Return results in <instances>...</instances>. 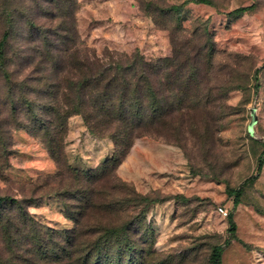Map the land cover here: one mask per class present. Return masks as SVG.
Returning <instances> with one entry per match:
<instances>
[{
	"label": "rangeland",
	"instance_id": "obj_1",
	"mask_svg": "<svg viewBox=\"0 0 264 264\" xmlns=\"http://www.w3.org/2000/svg\"><path fill=\"white\" fill-rule=\"evenodd\" d=\"M46 1L42 8L47 13L38 24H57L50 19L52 2ZM195 1L106 0L94 7L91 0L89 6L85 0H78L75 15L82 49L89 48L100 56L107 50L117 55L139 51L151 60L171 57L174 38L179 50L189 55L213 47V59L202 66L200 76L204 81L191 98L196 110L185 118L188 123L198 124L193 134L185 125L177 138H137L127 155L128 143L118 139L114 141L115 152L88 156L91 144L87 141L82 155L66 153L67 158L70 163V157H74V164L84 166L79 167L81 170L113 171L137 192L160 200L147 215L155 232L148 238L147 246L153 250L148 264H213L211 256L217 246L223 249L221 264H264V165L260 166L264 145V0H207L206 4ZM0 3L5 10L15 12L7 48L12 56L24 46L29 32L30 23L21 12L24 9L32 14L40 10L31 0ZM131 4L135 9H131ZM173 6H180V10H170ZM241 8L249 10L234 14ZM95 13L100 18L94 19ZM142 17L148 21L143 23ZM11 58L14 78L30 75L29 91L34 90L31 99L38 103L45 97L37 106L47 104L52 63H43L38 55L23 64L19 57ZM44 77L47 78L38 89L37 84ZM0 95L2 100L8 99L6 91ZM11 98L19 105L18 94ZM186 104L185 107L189 103ZM18 110L16 120L21 127L7 137L8 160L0 159V197L21 200L23 196L31 197L49 177L50 183L58 184L54 178L59 165L45 151L41 131L34 129V123L20 106ZM252 110L257 115L253 133L249 131ZM0 117L5 126L8 115ZM177 120H181L178 115ZM66 126L64 145L75 143L74 139L69 141L71 132L79 133L76 141L85 143L87 127L80 115L70 117ZM117 161L122 163L114 169ZM42 190L45 189L38 196ZM4 205L0 264H36L23 249L26 243L32 249L33 236L20 243L16 234L19 228L25 229L20 210L11 201ZM220 207L227 211V217L218 213ZM28 211L31 231L39 225L46 232L74 227L65 217L60 200L52 196L39 200ZM8 224L10 244L4 236Z\"/></svg>",
	"mask_w": 264,
	"mask_h": 264
},
{
	"label": "trees",
	"instance_id": "obj_2",
	"mask_svg": "<svg viewBox=\"0 0 264 264\" xmlns=\"http://www.w3.org/2000/svg\"><path fill=\"white\" fill-rule=\"evenodd\" d=\"M31 1L40 12L28 14L24 9L25 14L21 12L30 23L29 32L24 38V48L12 56L7 48L15 12L5 10L0 3V92L6 91L8 96L7 100H2L0 95V114L9 117L5 126L0 117V159L8 160L7 137L12 130L21 127L16 120L20 106L21 112L34 123V129L41 131L46 142L45 151L59 165L54 178L58 184L50 183L52 178L49 177L31 197L23 196L21 200L0 197V222H4L6 214L4 203L16 204L25 227L24 230L19 228L16 234L20 236V243L33 236L32 249L30 243L23 249L33 256L36 264H148V256L153 252L147 246L148 238L155 232L147 215L160 200L137 192L113 171L96 173L93 169L81 170L72 166L64 145L66 124L73 115H80L93 136L109 138L114 145L118 139L126 141L125 155L137 138H177L185 125L193 134L198 124L188 123L185 118L196 110L191 98L201 89L204 81L200 76L202 66L212 61L213 47L207 52L201 48L189 55L179 50L173 38L171 57L148 60L139 51L117 55L108 50L100 56L94 50L79 46L75 15L78 0L50 1V19L57 24H38L41 16L47 13L42 7L48 1ZM195 2L209 3L207 0ZM55 8L57 12H54ZM170 10H180V6ZM248 10L237 9L234 14ZM37 55L43 63L47 61L53 66L46 96L48 103L39 106L37 104L45 97L38 103L31 99L30 93L34 91H29L31 77L14 78V58H11L19 57L23 64L27 59L34 61ZM45 73L49 77L48 71ZM47 77L40 79L38 89ZM15 93L19 95V105L11 100ZM186 103L189 104L185 107ZM177 115L181 120H177ZM121 163L117 161L114 169ZM263 165L264 145L260 156V166ZM41 189L45 190L38 196ZM50 196L60 200L65 217L74 223V227L46 232L39 225L31 231L28 208ZM231 225L234 230V222L231 221ZM4 234L8 243H12L9 224ZM222 252V247L213 249V264H221Z\"/></svg>",
	"mask_w": 264,
	"mask_h": 264
},
{
	"label": "crops",
	"instance_id": "obj_3",
	"mask_svg": "<svg viewBox=\"0 0 264 264\" xmlns=\"http://www.w3.org/2000/svg\"><path fill=\"white\" fill-rule=\"evenodd\" d=\"M89 1L90 0H85L84 3L87 4L86 6H89ZM105 1L106 0H91V3H93L94 7H96V6H99L100 4H104ZM130 6H131V9H135V7L133 6V4H131ZM129 13H130V11H129ZM129 13H128V16H127V20H129ZM96 17H99L98 13L93 14V18L96 19ZM142 18H143V23L144 22L146 23L148 21V19L146 17H142ZM114 23H116V22H114ZM149 23H150V21H149ZM77 135L79 136L80 134L79 133H76V132L75 133L71 132V134L69 135V141H70V139H74V142L75 143L70 144V145H66L65 151H67L66 153L68 155L69 154H72L73 156L82 155V153H83V147H86V149H87V144H86L87 141L91 144L90 145L91 146L90 147V149H91L90 151L91 152L88 153V156H94L96 153H100V154H103L104 152L109 153V152H112V150H114V152H115V145H114L113 141H111V140H106L105 141V140L96 139V138H94V137L91 136V134L89 133V131L87 130V128L84 129L83 142H85V143H82V140H79L77 142L76 139H75V138H77ZM73 158L74 157H70V161H71L70 164L72 166L78 167V168L79 167L84 168L83 165H79L77 163L74 164V162H72V159ZM89 167H93V166H89Z\"/></svg>",
	"mask_w": 264,
	"mask_h": 264
},
{
	"label": "water",
	"instance_id": "obj_4",
	"mask_svg": "<svg viewBox=\"0 0 264 264\" xmlns=\"http://www.w3.org/2000/svg\"><path fill=\"white\" fill-rule=\"evenodd\" d=\"M251 114H252V121H251V123L249 124V131H250L251 133H253V131H254V127H255V125L257 124L256 110H252Z\"/></svg>",
	"mask_w": 264,
	"mask_h": 264
},
{
	"label": "built area",
	"instance_id": "obj_5",
	"mask_svg": "<svg viewBox=\"0 0 264 264\" xmlns=\"http://www.w3.org/2000/svg\"><path fill=\"white\" fill-rule=\"evenodd\" d=\"M218 213L223 215V216H225V217L228 216L227 211L224 208H222V207L218 208Z\"/></svg>",
	"mask_w": 264,
	"mask_h": 264
}]
</instances>
